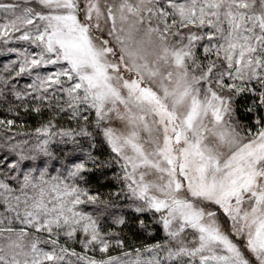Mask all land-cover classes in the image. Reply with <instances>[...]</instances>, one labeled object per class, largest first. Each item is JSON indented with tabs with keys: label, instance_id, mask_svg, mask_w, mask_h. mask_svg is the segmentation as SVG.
I'll return each mask as SVG.
<instances>
[{
	"label": "snow or ice",
	"instance_id": "obj_1",
	"mask_svg": "<svg viewBox=\"0 0 264 264\" xmlns=\"http://www.w3.org/2000/svg\"><path fill=\"white\" fill-rule=\"evenodd\" d=\"M0 42V264H264V0H0Z\"/></svg>",
	"mask_w": 264,
	"mask_h": 264
},
{
	"label": "trees",
	"instance_id": "obj_2",
	"mask_svg": "<svg viewBox=\"0 0 264 264\" xmlns=\"http://www.w3.org/2000/svg\"><path fill=\"white\" fill-rule=\"evenodd\" d=\"M9 46H19V44L17 42H13L12 44H10ZM5 46L3 45L2 42H0V49H3ZM16 56L14 53H6L3 51H0V74H5L4 73V65L9 63L12 60H15ZM19 80V84L18 87H23V85L25 83L30 82V78L29 77H20L17 78ZM15 102V101H13ZM9 116L8 113L5 112L4 110V105H3V101H0V118H5ZM21 123L24 124V128L22 129V131L24 132H28L31 133L32 130L37 126L38 121H37V117L35 114H24L21 111V116L17 118ZM18 139H25L27 137H17ZM34 142V141H33ZM60 147H65L63 145H61ZM58 167V165H57ZM53 174H55L53 172ZM89 179L91 181L93 190L99 189L101 192H106L109 190V188L111 187V182L107 181V180H102L100 178V173L98 172H94L91 173L89 175ZM129 237H131L132 239H135L137 241V243H139V241L143 240V241H147V242H151V237H148L146 235H141L138 234L137 232H132L128 234ZM157 237H159V233H157ZM112 254H119V249L118 248H114L111 250Z\"/></svg>",
	"mask_w": 264,
	"mask_h": 264
}]
</instances>
